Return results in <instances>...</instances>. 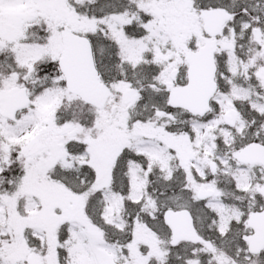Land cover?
<instances>
[{"label":"snow or ice","instance_id":"snow-or-ice-1","mask_svg":"<svg viewBox=\"0 0 264 264\" xmlns=\"http://www.w3.org/2000/svg\"><path fill=\"white\" fill-rule=\"evenodd\" d=\"M0 264H264V0H0Z\"/></svg>","mask_w":264,"mask_h":264}]
</instances>
